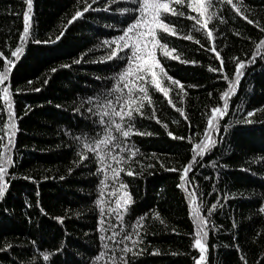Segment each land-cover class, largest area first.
Segmentation results:
<instances>
[{
	"label": "trees",
	"instance_id": "16d2710c",
	"mask_svg": "<svg viewBox=\"0 0 264 264\" xmlns=\"http://www.w3.org/2000/svg\"><path fill=\"white\" fill-rule=\"evenodd\" d=\"M234 2L264 26L262 0ZM116 3L117 0H105V3L95 0L94 7L103 9ZM86 4H93V0H33L32 38L51 39L53 43L27 42L24 54L11 71L18 130L13 149L15 166L9 168L14 175L7 177L11 180L10 188L0 202V248L14 247L6 255L0 253V264H12L13 260L15 264H49L42 260V252L53 253L52 264H87L96 248L93 229L97 212L92 209L98 195L97 179L76 163L80 149L73 144V136L79 135L83 127L74 109L80 108L88 95L101 91L106 83L102 78L110 69L96 61L106 55L107 45H100L105 39H111L105 33L111 30L108 26L112 21L103 18L107 12L85 14L84 19L68 26L61 41L55 40L75 11L82 10ZM25 9L23 0H0V71L8 60L14 59L10 52L19 43ZM219 11L226 23H221L219 17L207 21L212 25V41L207 40L206 30L192 31V21L173 18L177 36L168 34V50L171 55H177L178 60L172 61L171 55L165 57L163 51L157 56L166 72L178 79L187 93L183 101L171 92L169 98L176 107L184 108L197 127L203 126L204 113L217 104L218 93L227 87V81L217 80L216 74L209 71L217 62L201 45L206 48L211 44L225 58H244L246 53L255 50L259 39L264 38L258 28L233 18L227 8ZM189 35L193 37L191 41L184 39ZM75 59H80L81 63H73ZM183 60L198 63L186 65L181 63ZM65 64L69 67H63ZM231 67L230 64L229 72ZM52 68L57 71L53 73ZM44 80L48 83L44 84ZM162 85L166 86L163 80ZM34 88L40 91H33ZM161 96L151 93L154 108H147L143 118L137 117V129L148 134L132 137L139 150L135 159L142 161L144 167L132 164L141 174L122 177L135 201L134 213L125 220L131 225L137 216L148 213L141 245L144 252L138 264H194L198 250L191 247L195 225L188 201L183 198V190L176 187L178 174L165 170L182 168L190 158L187 142L172 140L166 135L167 131H172L177 136L187 137V122L167 105V98ZM237 105L245 111L257 110L253 124L241 122L245 113L235 111ZM230 106L232 110L223 121L228 130L221 129L220 144L203 158L204 166L189 175L194 174V183L204 193L202 214L220 197V206L212 214L216 227L209 229L204 240L208 245L207 264H238L239 253L234 249L237 243L247 264H260L264 257V212L260 211L264 206V111L260 110L264 106V61L258 60L246 70ZM153 111L160 123L151 119ZM3 122H6V112L0 108V131H3ZM164 124L168 125L167 129ZM212 162L217 164L216 168L212 167ZM69 168H73L71 174ZM25 176L32 180L24 179ZM155 213H159L158 219ZM55 217H64L63 223ZM153 250H158L159 254H152Z\"/></svg>",
	"mask_w": 264,
	"mask_h": 264
},
{
	"label": "snow or ice",
	"instance_id": "6c2138e0",
	"mask_svg": "<svg viewBox=\"0 0 264 264\" xmlns=\"http://www.w3.org/2000/svg\"><path fill=\"white\" fill-rule=\"evenodd\" d=\"M105 3V0H99ZM264 2V0H262ZM26 9L23 11V28L18 36V45L10 55V59L3 65L0 71V101L3 102L0 108L6 112V122L2 123L3 131H0V202H2L10 188L11 180L7 179L14 173L9 172L10 166H15L13 149L15 136L18 130V117L14 111L13 91L10 80L12 67L20 61L25 51L27 42L35 44H50L51 39L36 40L32 38L31 13L33 0H23ZM93 4H86L82 10H77L67 21L64 30L56 35L55 40L61 41L65 37L68 26L79 19H84L85 14L92 12H107L103 18L111 20L110 31L105 33L106 37L100 47L107 45L106 55L103 60L96 61L109 67L110 72L106 74V81L103 89L94 95H88L86 101L81 102V107L74 109V113L79 114L83 130L79 135L73 136V144L79 147L80 152L76 154V163L83 171H87L90 177L97 179L98 195L95 198V206L92 211L97 212L94 224V241L96 248L87 264H138L139 257L143 254L144 222L148 213L137 216L131 225L126 223L125 217L134 213L135 201L128 191L129 185L122 179L123 176L135 177L141 173L135 171L131 165L138 164L144 167L143 162L135 159L139 153L132 137L137 135H147L136 127L137 117L143 118L145 110L154 108V101L150 98L151 93L162 94L161 98H167L166 103L187 122L188 136H177L172 131H167L166 135L176 141L187 142L191 152L190 158L182 168H166V171L178 174L176 187L183 190V198L188 201L189 214L195 225L194 238L191 247L198 250V256L194 264H207L206 251L208 245L204 242L209 234V229L214 230L215 224L212 221L214 210L219 207L220 197L211 203L206 209V214H202L204 205V193L199 191L194 183V169L203 167V158L210 154L221 142L219 133L228 130V125L223 124L228 116L231 106L230 100L238 94L240 81L246 75V70L255 65L258 60L264 61V38H260L255 44V50L250 54L246 53L244 58L232 56L225 58L217 48L211 44L205 48L206 52L213 54V59L217 66L209 71L216 74V79L227 81V87L218 93V102L211 106L203 115L204 124L202 127L193 125L191 119L186 115L184 108L176 107L173 100L169 98L170 92L179 97L180 101L185 99L187 93L184 86L178 79L169 75L165 67L157 58L158 53L163 51V55H171L168 50V41L171 33L172 37L177 36L173 24V18L188 19L192 21L191 30L194 32H204L206 30L207 40H213L212 25L207 21H215L219 17L221 23H226L224 15L219 10L227 8L228 13L235 19L258 28L261 37H264V26L260 21L250 17L246 9L234 0H117L115 5H107L103 9H97ZM116 9H119L117 11ZM202 18L204 21L202 22ZM115 26V27H114ZM239 32L236 35L239 36ZM184 39L191 41L192 36ZM199 44V40L196 41ZM171 51H175L173 48ZM171 60H178L177 55H171ZM80 64V59L73 61ZM183 64H196L197 61L183 60ZM232 65L229 72V65ZM67 68L69 65L65 64ZM54 73L56 68H52ZM97 79H101L97 77ZM162 80L166 86L162 85ZM31 84V81H28ZM44 84L48 81L44 80ZM194 88L196 85H188ZM33 91L39 92L40 88ZM19 91V89H17ZM211 97L212 93L209 92ZM222 102V103H221ZM27 107V106H26ZM57 108L60 105L56 106ZM30 110V109H29ZM264 111V106L261 107ZM235 111L244 112L241 122L245 125L254 123L256 109L245 111L240 105ZM151 119L156 123L160 120L156 118L153 111ZM165 129L168 128L164 124ZM155 156V154H153ZM152 167V165H148ZM164 168L163 164H160ZM212 167L217 164L212 162ZM224 167V166H222ZM69 173L73 168L68 169ZM32 180V177H23ZM47 179V177H45ZM64 179V177H60ZM205 180L208 177H204ZM199 192V197H198ZM211 193H209L210 195ZM39 196V192L36 193ZM226 198V196H225ZM264 199V197H262ZM199 200V203H198ZM31 207V205H29ZM37 207L39 202L37 201ZM43 212V209H40ZM7 213V209L4 210ZM264 212V206L260 208ZM159 218V213L154 214ZM59 223H63L64 217H55ZM163 224L164 221L160 220ZM233 228L236 227L233 222ZM259 235V233H258ZM36 242L33 241V244ZM14 245H6L0 248V253L5 255L12 250ZM234 249L238 255V264H247L246 257L242 253L241 245L235 244ZM59 251V250H58ZM152 254H159L158 250H153ZM44 262L50 261L53 253H40ZM176 255V253H173ZM11 259V258H10ZM15 264V261H12ZM260 264H264V257Z\"/></svg>",
	"mask_w": 264,
	"mask_h": 264
},
{
	"label": "bare ground",
	"instance_id": "6f19581e",
	"mask_svg": "<svg viewBox=\"0 0 264 264\" xmlns=\"http://www.w3.org/2000/svg\"><path fill=\"white\" fill-rule=\"evenodd\" d=\"M89 55V54H88Z\"/></svg>",
	"mask_w": 264,
	"mask_h": 264
}]
</instances>
